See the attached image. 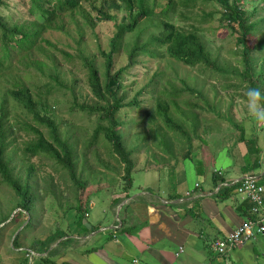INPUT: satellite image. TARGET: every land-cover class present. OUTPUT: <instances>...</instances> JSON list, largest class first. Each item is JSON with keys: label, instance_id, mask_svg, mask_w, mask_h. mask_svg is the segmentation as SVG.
Masks as SVG:
<instances>
[{"label": "trees", "instance_id": "trees-1", "mask_svg": "<svg viewBox=\"0 0 264 264\" xmlns=\"http://www.w3.org/2000/svg\"><path fill=\"white\" fill-rule=\"evenodd\" d=\"M96 1L24 0L26 8L23 16L9 11L0 14V88L3 89L0 90L3 94L0 100V183L14 192L12 209L32 216L13 234L12 248H22V238L32 233L30 230L34 228V218L38 217L35 209L37 203L41 197H46V194L55 195V188L59 186L53 177L44 176L45 184L41 193L33 164L24 166L23 173L17 172L15 157L18 150H21L24 157L44 154L48 159L54 160L56 165L61 167L63 174L68 175L67 184L71 186L73 198V203L67 204L63 214L67 223L65 228L59 225L60 228L57 227L42 239L30 237L29 247L20 251V264H62L54 258L59 256L54 251L58 244L56 248H51V245L58 241L62 242L63 246L73 241L74 237L88 233L87 229L86 232L79 230V226L84 227V217L91 204L85 193L86 188L90 186L92 192L106 186L114 190L116 184L120 183L108 177L115 166L103 161V156L99 153L101 150H105L104 154L108 155V159L122 164V187L125 197L128 198L130 189L138 180L135 173L148 169L147 163L151 159L155 161L153 167L161 169L167 168L170 159L176 160L174 163L179 159L191 160L194 156L192 138H200L196 134L198 127L203 123L209 125L213 122L215 125L211 116L200 117L199 112L204 110L211 114L215 112L220 121L225 120L229 126L239 128L240 140L244 141L247 147L246 165L243 170L259 168L256 166L258 162L255 166L249 162L250 155L260 153V150L254 147L259 136L254 133V125H238L227 113L217 111V107L209 104L200 88L188 84L184 79L175 78L168 70L162 69L154 73L141 92H136L130 99L123 84L124 72L136 65L139 57L143 56L183 63L206 74L208 79L219 75L223 77L224 85L233 89L247 90L251 86L264 90L261 86V83L264 85V15H260L257 0H165L159 7L156 0H120L127 14L116 24V31L108 42L109 49H98L103 58V68L80 52L76 56L86 69V82L92 99L79 102L77 95L72 92V101L67 108L73 116L72 121L57 120L49 100L56 93L55 86L65 89L69 87L61 82L58 76H51L38 89L35 86L32 90L20 75L22 71L28 72L29 67L42 72L39 62L32 59L37 53H41L50 61L55 59L51 48L56 49V46L45 34L50 30H61L58 21L64 15L70 14L73 19V14L81 11L84 3L90 2L89 5L96 10L97 16L91 18L81 14L93 28L98 21L114 18L108 12L109 9L120 8L116 0H99V6ZM259 1H262L264 10V0ZM209 3L222 8L221 11L217 9L218 20L229 26L232 33H236L234 41L240 48L243 62L241 70L220 65L217 56L204 39L202 25L211 24L214 17L213 10L208 11L204 7ZM197 6L199 11L195 10ZM0 7L8 9L7 0H0ZM251 35H254L256 40L253 46L248 43ZM45 52L50 55H45ZM62 52L64 56H70L69 53ZM115 54H126L128 63L116 68ZM259 57H262L260 64ZM252 60H255L254 65ZM177 79L182 83L181 87L176 85ZM145 89H149L151 96L142 93ZM185 92L197 94V101L190 99L184 103L186 109H181L178 98ZM141 94H146L150 102L139 99ZM9 99L20 107L23 115L13 116L8 120L9 111L6 104ZM81 113L86 114L90 120H96L95 127L89 132H83L82 127L76 123ZM21 130L29 134L30 139L25 140L19 148L15 140L16 134ZM246 133L249 134L248 137ZM217 134L221 145L223 140L219 133ZM152 143L160 153H152ZM177 143H181L182 147L176 149ZM144 150L148 151L146 162L141 168L143 170H139V152ZM201 164L203 169V160H199L196 167L201 169ZM171 171L175 172L174 168ZM212 174L216 175L217 181H225L218 169ZM263 178H260L259 183L264 184ZM236 186V183L223 185L218 194L230 193ZM130 203L127 202L121 211L127 212ZM239 209L245 214L244 219L250 217L251 202L243 201ZM9 218V213L0 212V225L6 223ZM262 234L264 233L257 236ZM257 239L256 237L252 241Z\"/></svg>", "mask_w": 264, "mask_h": 264}, {"label": "rangeland", "instance_id": "rangeland-1", "mask_svg": "<svg viewBox=\"0 0 264 264\" xmlns=\"http://www.w3.org/2000/svg\"><path fill=\"white\" fill-rule=\"evenodd\" d=\"M116 1L118 4H120V8H112L108 11L114 16V18L108 21H98L95 23L96 25L93 28L88 25V21L84 19L81 14L84 13L91 18L97 16L96 10L92 9V7L89 5L90 2L84 3L82 5V10L73 14V19L71 18L70 14L64 15L63 18L58 21L61 30H50L45 34V37L56 46V49L51 48L55 54V59L50 61L42 56L41 53H37L35 58L32 59H35L37 63L39 62L38 64L41 66L42 72L36 70L33 67H29L28 72H21L20 76L22 80L26 83V85L30 86L32 90H34L35 86L38 89V87L41 84L46 83V81H48L49 77L51 76H58L59 80L69 87V89H65L55 86L54 90L56 93L49 100L52 107V113L55 115L57 120L62 119L64 122L72 121L73 116L67 111V108L72 101L71 97L73 94L77 95L79 102L84 100L90 101L92 99V93L86 82V69L76 56L80 52L82 55L88 56L90 59L95 60L96 64L103 68V58L99 55L98 49H109L108 42L116 31V24L121 22L122 18L125 16V14H127L124 4L120 0ZM164 1L165 0H156L158 7L163 4ZM7 2L8 9L0 7V14H4L9 11L12 14L16 12L19 16H23L26 8L23 3L24 0H7ZM25 2H28V0H25ZM252 2H255V0ZM257 2V6L260 9V15L263 16V3L259 0H257ZM95 3L98 6L100 5L99 0H97ZM252 5H254V3H252ZM204 7L208 11L213 10L214 13L211 24L208 23L202 25L204 26L203 36L207 45L217 56V62L220 65L226 66L228 69L241 70L243 68V62L240 55V48L235 44L234 41V36L236 33H232V30L229 28V26L224 25L218 20V10L221 11L222 8L214 3H209ZM195 10L199 11L198 6ZM80 32H82V34H79ZM248 43L252 46L256 43L254 35H251L248 38ZM62 51L69 53L70 56H64ZM45 55L48 56L50 53L45 52ZM114 60V65L116 68H121L128 63L126 54H115ZM138 60V63L128 68L123 75V84L125 86L124 89L128 92L129 99L132 98L136 92H141V89L145 86L154 73L161 69L168 70V73L171 76H175V78L178 79H184L188 84L200 88L201 91H203V94L207 97L209 104L216 106V110L220 111L222 114L227 113L229 117H231L232 120H234L238 125H241V123L244 125H254V133H257L259 135L258 138L261 140L259 146L261 147V150H264V122L255 121L254 118L249 114L247 107L248 101L245 96L246 89H233L230 86L224 85V79L219 75H213L212 79H208L206 74L198 72L197 69L191 68L190 66H187L183 63H178L171 59H155L141 56ZM258 60V63L260 64L262 62V57H259ZM251 63L254 65L255 60H252ZM258 71L259 70H257V72ZM178 79L176 80V85L181 87L182 83H180ZM261 86L264 87L262 83ZM0 90L3 91L2 88H0ZM145 90L142 93H148L151 96L152 93L149 91V89ZM72 92L74 93L72 94ZM2 96L3 94L0 93V100ZM197 96V94L191 95L188 92H185L184 94L182 93L178 98L180 108L186 109V105L184 103L190 99L192 101H197L195 98ZM140 98L145 99L146 102H150V98L146 94H141L139 96V99ZM55 101H59V103H55ZM202 104L204 103L202 102ZM6 107L9 111L8 120H10V118L13 116L23 115L20 107H18V105L14 103L12 99H9ZM199 115L200 117L211 116L210 118L215 120V125L213 122L209 125L203 123L198 127L196 134H198L200 138H192L191 145L192 150L194 151V156L191 158V160L179 159L177 160V163H174L176 160L170 159V163L167 168H174L181 165L182 167L187 166L188 169H194L196 168L199 160L205 159L207 161H205L206 165L203 164V168L208 171V175H210L208 179L210 180L212 178V173L210 172L213 171V168L215 170V167H225L224 165L229 164L230 158L227 153L231 154L232 152L234 155L232 156V159L235 158L237 164L241 165L242 153L247 152V148L245 142L243 141V143L240 140L241 131L239 128L234 125L229 126L225 120L220 121V119L217 118L215 112L211 114L202 110L199 112ZM249 116L251 117L248 118ZM76 123L78 126L82 127L83 132H89L95 127L96 120L95 118L90 120L86 114L81 113L79 118L76 120ZM217 133H219L222 140L224 141H222L221 145L220 138ZM17 134L15 144L17 147L21 148L24 144V141L30 139V135L26 134V132L23 130ZM248 136L249 134L246 133V137ZM202 139L205 141H202ZM206 140H208V142H206ZM181 147L182 144L177 143L176 149ZM151 151L152 153H160L159 149L155 147L154 143L151 144ZM104 152L105 150H101L99 152L103 156V161L115 166L114 170L109 172L108 177L112 178L113 181H118L120 183L116 184L117 186H115L114 190L112 187L107 186L101 187L94 192H92L90 186L85 190V193H87V198L91 201V204L84 217V227L88 224L93 225L95 228L97 227L95 232L99 231V233L88 234L86 236H76L74 237L73 241L68 242L63 246L61 245L62 242L58 243V241H56L51 245V248H56V244H58L57 249L54 250L57 252V254H59V256L54 257L55 261L57 262H61L62 264H104V261L107 262L106 258L112 259V257L116 258V256L119 255L127 259L131 258V256H128L126 252H128L127 249L131 250L133 246L130 244V239L126 238V235L123 236L125 238V250H119V252L117 251L113 256L111 253H109L111 250L113 251L118 248L117 239H110V235L114 231L113 229L117 230L118 227L113 229L109 227L113 225L116 219L118 220L119 216V218L125 216L124 211H122L121 214L120 208L123 204L129 202L130 199L125 197L122 187L121 179L122 174L124 173L122 164L116 162L114 163L113 160L107 158L108 155L104 154ZM147 152L148 151L145 150L139 152V155H141L140 161L138 163L139 170H143L141 168L146 162ZM47 157L48 156L44 154L24 157L22 156L21 150L17 151L15 157V161L18 164L16 171L19 173H23L24 166H28L29 164L34 165L36 170L35 176L37 177L41 193H43V187L45 184L43 179L44 176L53 177L54 180L59 184L58 187H54L55 195L46 194V197H41L37 203L35 209L38 217L34 218V228L33 230H30L32 233L26 234L25 238H22V248H12L13 234L21 229V227L27 222L29 218H32V216L26 215L25 212L18 213L16 209H12L11 200L15 198L14 192L7 186L0 183V212L10 214V218L6 221V223H4L5 225H0V264H20L22 258L20 251L29 247L30 237H39L42 239L48 234L52 233L57 227L60 228V226H63L62 228L64 229L65 224H67L65 222L66 217L63 214L67 209V204L73 203V198L71 196L72 189L71 186L67 184L68 175H64L63 171H61V167L57 166L54 160L48 159ZM214 159L216 161L215 164ZM180 161H182V164ZM154 163L155 161L151 159L147 163V166H149L151 169ZM201 166L202 164L199 167L201 168ZM143 171L144 174L142 178L145 179L146 170ZM135 175L138 179V176L141 174L140 172H137ZM167 175L170 177L173 175V173H163L162 177ZM198 178L203 180L202 177ZM172 179L176 178L172 176L171 179L168 178L166 181L168 184H170L172 193L174 192L175 188L177 193L182 197L191 195L193 189H190L187 192L185 183H173L174 180ZM141 180V183L145 182L143 179ZM155 182L157 183V181ZM133 194L130 195V197L133 196ZM114 198H119V200H114ZM171 205L175 209L178 206L177 204ZM131 207L135 209V205L131 203V205L128 206L127 212L129 214L131 212ZM138 209L141 210V208ZM138 214H140V212ZM138 220L141 221L140 215L136 221ZM98 225H101V227L103 226L104 229L101 230V227ZM84 227L82 225L79 226V230L86 232L85 229L87 228ZM138 227V224H136L133 228L132 225L128 223L125 226V231L127 233L134 234L135 231L137 232ZM87 230L89 233L92 231L91 229ZM117 238L120 240L122 237L118 236ZM107 239L110 240L109 242L105 243ZM200 240V250L202 254L207 255L208 262L212 264H218L220 263V260H224L225 256L212 251L208 245L204 243L203 237H200ZM255 242L258 243V245L254 246V249L255 253L258 255V257H260L259 262H255L257 260L254 259L252 252H250L251 255H248L247 261L250 264H261V262L264 261V234L260 235V237L255 240ZM69 250H72V252ZM86 254H89V262L87 261ZM129 254H131V252H129ZM227 255V264H244L238 257L237 249L228 252Z\"/></svg>", "mask_w": 264, "mask_h": 264}, {"label": "crops", "instance_id": "crops-1", "mask_svg": "<svg viewBox=\"0 0 264 264\" xmlns=\"http://www.w3.org/2000/svg\"><path fill=\"white\" fill-rule=\"evenodd\" d=\"M260 143L261 140L258 138L254 145L255 148L260 150V153L249 156V162L253 166L258 162L256 166H259V168L257 169L243 170V166L246 165L247 152L242 153L241 165L237 164L235 158L232 159V156H234L232 152V155L227 153L230 158L229 164L224 165L225 167H215V169L221 171V175L225 180L224 182L217 181L216 175H213L214 173L209 180L210 175H208V171L197 167L194 170L180 165L174 167V172L171 171L172 168L170 167L167 170L168 168L166 167L161 169L153 167V165L151 169L150 167L146 169L145 179L142 178L144 171H141V175L138 176L135 185L130 189V195L134 194L128 197L130 199L129 202L132 201L131 203L135 205V209L131 207L130 214L124 212L125 216L122 218H119V216L118 220L116 219L113 225L109 227L112 229L118 227L117 230L113 229L114 231L110 235V239H117L118 248L108 252L113 256L119 250L124 251L125 238L123 236L126 235V238L130 239V244L133 246L131 250L126 248L128 251L126 253L131 258L127 259L119 255L116 258L112 257V259L106 258L107 262L104 261V264H212L207 261V255L202 254L200 250V237H203L204 243L209 247L212 239L228 234L245 220V214L239 209L242 200L236 194L235 189L230 193L222 195L218 194L219 189L223 185L230 184L232 180L240 179L244 174L249 172L258 173L257 175H261L262 180L264 177V150H261ZM205 161L207 160L203 159L206 165ZM180 162L182 164V161ZM163 173H173L172 176L176 178L172 179L174 180L173 183H185L187 192L193 189L191 195L182 197L177 193L175 188L172 193L170 184L166 182L172 176L169 177L167 175L162 177ZM198 177H202L203 180H200ZM141 179L146 183H141ZM171 204H177L178 206L175 209ZM122 207L120 208L121 214L123 211H121ZM138 208H141V210ZM139 212L140 214H138ZM139 215L141 221H136ZM128 223L133 228L138 224L137 232L135 231L134 234L127 233L125 226ZM98 226L101 227V225ZM85 227L92 229L94 226L88 224ZM102 229H104L103 226L101 227ZM91 232L83 235L99 233V231L95 232L93 229ZM118 236L122 238L119 240ZM110 239H107L105 243L109 242ZM256 245L258 243L255 241H249L236 248L238 250V257L242 263L250 264L247 261L248 255H251L250 252L253 253L254 259L257 260L255 262H259L260 257L255 253L254 249ZM69 251L72 252V250ZM227 257L228 255L224 257V260H220L218 264H227ZM86 258L89 262V254H86ZM261 264H264V261Z\"/></svg>", "mask_w": 264, "mask_h": 264}, {"label": "built area", "instance_id": "built-area-1", "mask_svg": "<svg viewBox=\"0 0 264 264\" xmlns=\"http://www.w3.org/2000/svg\"><path fill=\"white\" fill-rule=\"evenodd\" d=\"M231 183L237 184L235 191L241 200L251 202V211L250 217L245 218L231 232L211 240L210 248L221 255L256 239L257 234L264 233V185L259 183V176L248 173Z\"/></svg>", "mask_w": 264, "mask_h": 264}, {"label": "clouds", "instance_id": "clouds-1", "mask_svg": "<svg viewBox=\"0 0 264 264\" xmlns=\"http://www.w3.org/2000/svg\"><path fill=\"white\" fill-rule=\"evenodd\" d=\"M245 96H246L247 101H248L247 107H248L249 114L254 118L255 121L264 122V90H261L259 87H251L250 86L247 88V90L245 92ZM249 173H253L256 175L258 174V173H254V172H249ZM246 174H248V173H246ZM260 178H261V175L259 176V181H260ZM236 180H238V179H236ZM262 185H264V184H262ZM243 201L244 200H242V202Z\"/></svg>", "mask_w": 264, "mask_h": 264}, {"label": "bare ground", "instance_id": "bare-ground-1", "mask_svg": "<svg viewBox=\"0 0 264 264\" xmlns=\"http://www.w3.org/2000/svg\"><path fill=\"white\" fill-rule=\"evenodd\" d=\"M127 200V199H126ZM132 202V201H131ZM123 203V202H122ZM92 233V232H91Z\"/></svg>", "mask_w": 264, "mask_h": 264}]
</instances>
